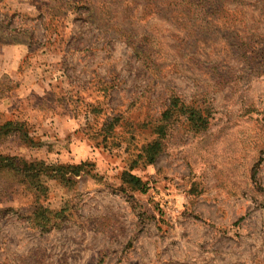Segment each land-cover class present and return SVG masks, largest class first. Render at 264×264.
Returning <instances> with one entry per match:
<instances>
[{
    "label": "rangeland",
    "instance_id": "rangeland-1",
    "mask_svg": "<svg viewBox=\"0 0 264 264\" xmlns=\"http://www.w3.org/2000/svg\"><path fill=\"white\" fill-rule=\"evenodd\" d=\"M154 1L0 0V150L86 162L47 231L1 173L0 264H264V0Z\"/></svg>",
    "mask_w": 264,
    "mask_h": 264
},
{
    "label": "trees",
    "instance_id": "trees-1",
    "mask_svg": "<svg viewBox=\"0 0 264 264\" xmlns=\"http://www.w3.org/2000/svg\"><path fill=\"white\" fill-rule=\"evenodd\" d=\"M154 5H163L172 8V10L178 11L181 10L183 16L187 15V11L194 6L204 10L207 6V0H156L151 2ZM5 93L1 94V97H4ZM175 100L172 101L173 106L177 105ZM183 113L188 114L189 120H191L195 127L200 130L206 127V119L203 117L199 109L193 108H180ZM19 136L20 139L28 143L29 132L26 127V122L19 119H8L0 123V141L9 136ZM158 144L149 146V161L154 160V155L158 152ZM151 155V156H150ZM86 162H81L80 164H59V165H49L44 160H33L29 161L25 158H21L17 155L5 154L0 150V177L1 173L4 171L10 172L15 178L18 179L20 183L27 182V188L31 187L36 194L34 201V211L32 213L33 218L39 223V226L42 230L47 231L54 226H58V222L54 220V216L57 217H66V211L68 204H65L59 210H53L48 206H45L40 202L41 195L44 197L48 190V185L46 184L44 177H49L57 179L62 183H68L74 181L75 176L81 175L84 171V166ZM68 174L72 175L67 176ZM128 181L134 184L141 185V180L139 177L132 174H128ZM1 181V178H0ZM8 186H12L11 184ZM54 214V215H53Z\"/></svg>",
    "mask_w": 264,
    "mask_h": 264
}]
</instances>
